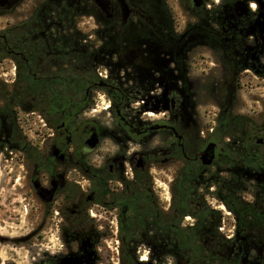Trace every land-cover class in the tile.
<instances>
[{
	"label": "flooded vegetation",
	"instance_id": "flooded-vegetation-1",
	"mask_svg": "<svg viewBox=\"0 0 264 264\" xmlns=\"http://www.w3.org/2000/svg\"><path fill=\"white\" fill-rule=\"evenodd\" d=\"M23 1L0 0V15ZM176 1L191 18L180 30L166 0H35L0 32V68L20 89L10 99L18 108L0 111V151L28 164L26 194L61 242L35 264H123L126 248L132 264H194L180 248L196 245L218 247L216 264H264V134L217 128L240 115L230 99L240 78L264 66V0L223 1L217 16L207 0ZM85 18L94 31L78 28ZM26 82L45 89L42 102ZM202 87L220 98L203 131L193 115ZM39 108L47 134L30 143L18 110Z\"/></svg>",
	"mask_w": 264,
	"mask_h": 264
},
{
	"label": "rangeland",
	"instance_id": "rangeland-1",
	"mask_svg": "<svg viewBox=\"0 0 264 264\" xmlns=\"http://www.w3.org/2000/svg\"><path fill=\"white\" fill-rule=\"evenodd\" d=\"M34 1L24 0L15 13L0 15V32L7 31L14 24L23 21L24 17H28L33 10ZM166 1L180 30L184 23L190 21V14L180 9L176 0ZM223 1L227 0H207V4L212 8L208 14L221 15ZM17 16L19 17L17 18ZM80 22L78 28L81 31L95 30V24L88 18ZM197 58L199 60L196 62V69L191 71L194 81L203 79V70L199 69L200 66L203 68V62L200 56ZM208 63L213 64L214 62L208 60ZM206 67L210 68L211 66L207 65ZM248 71L249 73L240 78V87L231 92L232 109L233 112L248 117L253 123L260 125L264 122V66L257 65ZM12 79L13 69L11 67L0 68V86L3 84L5 87H9ZM2 81L8 83L5 84ZM9 89L12 90V87ZM200 89L201 92H199ZM199 90V95L194 101L193 115L203 131L204 128L214 127L220 98L216 95L217 92L215 95L209 92L204 95L203 87ZM1 96L0 105L6 101L9 103V96L6 101ZM18 106L16 104L14 109H17ZM107 106V102L96 103L92 115L103 112ZM132 107L139 112L142 111L140 103H135ZM39 111L40 108L30 114V111L18 110L19 125L30 143L41 142L47 134V127L44 125ZM160 116L161 114L148 111L144 117L157 119ZM105 119H107L106 116ZM262 151L264 150L262 149ZM27 168L30 167L24 163L21 155L5 150L0 151V264H35L44 257L47 251L52 253L59 249L61 243L57 240L58 235L55 231L48 234L41 206L26 194L24 171ZM106 250L108 251L107 248ZM146 255L143 253L142 257L145 258ZM108 262L103 261V264H112L109 259ZM114 262L117 264L116 261Z\"/></svg>",
	"mask_w": 264,
	"mask_h": 264
},
{
	"label": "trees",
	"instance_id": "trees-1",
	"mask_svg": "<svg viewBox=\"0 0 264 264\" xmlns=\"http://www.w3.org/2000/svg\"><path fill=\"white\" fill-rule=\"evenodd\" d=\"M210 14V13H209ZM12 30V29H11ZM10 38H12L11 36H9V42H10ZM1 48V45H0ZM2 56L1 52H0V57ZM27 84V88L25 90H27L31 95L35 96L37 98V101H41L44 100V96H45V89L43 87H38L35 86L32 83H25ZM20 89L19 88H12V90L9 89V87H5L4 85L0 86V95L1 98L3 100H7L8 96L10 97V99H16L17 100V93ZM10 99H9V103L6 101L4 104L0 105V111L2 112H7V111H12L14 109V107L16 106V103H10ZM21 106V105H20ZM24 111H28L27 109H25ZM217 128H222L224 130V136H230V137H238L240 132L243 131L246 128H251V132L252 134H254L255 136L260 135V133L264 134V122L260 125H256V123H253L248 117L245 116H232V115H226L225 117H222L221 119L218 120V125ZM230 130L232 131L231 134L229 132H227L226 130ZM238 130V131H235ZM259 157H251L249 159L248 162H245L246 166L252 167L254 169H256L258 166H260V162L259 161ZM246 170L247 168L244 167ZM243 170V171H244ZM247 171V170H246ZM245 179L242 177V174L240 173V189L238 190L239 193L243 192V186H246V184H244ZM255 216L257 218L260 217L259 213H256ZM256 223L260 224L258 219L255 221ZM255 234L258 236L260 234V230L258 228L255 229ZM260 237V235H259ZM183 252L181 253V256H184V252H186L187 254H185L186 256H189L192 258V260L194 261V264H216V260H217V256H218V247H203V245H196V246H192V247H181L180 248ZM123 264H132L131 263V257H130V252L132 250L129 248L123 249ZM128 262V263H127Z\"/></svg>",
	"mask_w": 264,
	"mask_h": 264
},
{
	"label": "water",
	"instance_id": "water-1",
	"mask_svg": "<svg viewBox=\"0 0 264 264\" xmlns=\"http://www.w3.org/2000/svg\"><path fill=\"white\" fill-rule=\"evenodd\" d=\"M214 144H215V141L211 140L206 145V148H205V151H204V157H202V159L204 160L205 164H209L211 159L214 157V147H213ZM202 156H203V154H202Z\"/></svg>",
	"mask_w": 264,
	"mask_h": 264
}]
</instances>
